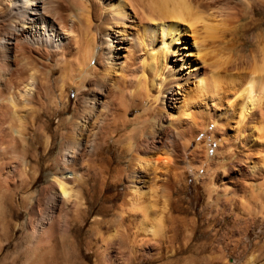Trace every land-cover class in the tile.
<instances>
[{"label":"bare ground","instance_id":"bare-ground-1","mask_svg":"<svg viewBox=\"0 0 264 264\" xmlns=\"http://www.w3.org/2000/svg\"><path fill=\"white\" fill-rule=\"evenodd\" d=\"M251 1L0 0V218L5 214L2 206L6 195L12 188L23 190L19 203L27 219L25 225H21L23 235L17 240L19 250L13 253L21 264H60L59 251L69 235L66 218L78 220L84 213L81 189L83 176L90 171V162L101 163L93 171L101 185L106 180L105 174L111 171V159L97 157L100 144L94 129L107 124V115L102 112L107 102L103 97L106 88L109 92L116 90V82L109 77L116 71L119 76L115 78H120L128 99L134 100V107L140 108L142 113L130 119L129 109L119 118L117 130L124 133L116 144L122 155L129 152L131 157L125 166L121 157L112 169L105 199L114 204L118 197L122 198L113 208L114 217L118 223L133 226L136 244L161 233V212L153 210L157 205L156 183L162 179L172 180L177 159L185 158L188 141L182 134L178 141L173 138L181 117L195 121L193 113L188 111L192 100L211 108H217L223 100L220 116L223 121L230 119L235 123L232 130L236 136L237 160L223 176L236 185H241L245 179L264 180V156L260 157V152L259 158H251L256 152L252 154V150L264 143V124L257 121L264 120V31L255 37L257 55L251 56L249 70L241 78L230 72L236 63L217 52L229 18L241 7L250 8ZM95 24L101 35L100 47L93 31ZM185 33L191 36V42L183 37ZM123 45H126L127 55L115 63ZM191 53L194 54L192 59L186 55ZM116 65L121 70H117ZM56 70L59 71L54 79L57 94L50 97L47 84ZM189 80L193 85L190 90L184 86ZM71 86L76 90L73 113L65 117ZM43 107L51 110L52 115L64 117L58 120L56 127L62 142L54 162L48 165L44 162L52 151L51 135L47 133L50 121L33 127V118L28 117ZM98 107L101 111L94 119ZM147 110H156L157 118L149 136L142 138L140 129L146 122ZM129 126L133 128L128 130ZM33 128L38 132V144L48 156L38 154L35 146L28 163L26 135ZM82 132H86L84 139ZM6 155H17L25 163L10 161ZM42 166L47 171V183L35 197L29 188ZM221 180L223 182L224 178ZM207 183L203 185L208 199L211 195ZM261 185L264 188V184L258 186ZM118 186L121 191L116 189ZM246 186L240 187L247 189ZM243 191L241 193L245 194ZM243 194L237 206L245 215L244 220L250 214L258 225L264 224L263 202L251 204L254 193L251 198L250 193L246 197ZM45 202L53 209L48 215L44 209L39 210ZM166 202L163 199L161 209L167 208ZM55 209L65 216L64 221L61 215L55 214ZM232 211L229 206L228 213ZM243 224L245 226V222ZM116 234L115 229L112 240L108 241L110 246L115 243ZM125 239L122 235L118 241L124 243ZM116 252L95 245L96 264H114ZM262 258V254L247 257L244 264L261 262Z\"/></svg>","mask_w":264,"mask_h":264},{"label":"rangeland","instance_id":"rangeland-1","mask_svg":"<svg viewBox=\"0 0 264 264\" xmlns=\"http://www.w3.org/2000/svg\"><path fill=\"white\" fill-rule=\"evenodd\" d=\"M205 1L209 2L210 0ZM227 27L223 31V39L221 38L223 42L218 44L217 52H221V55H227L224 57L236 63V67L230 72L241 78L249 70L251 56L257 55V51H255V37L264 31V0H252L250 8L241 7L235 15L229 18V25ZM93 29L96 36V44L100 47L101 35L98 24H95ZM128 29L131 30L132 28L128 27ZM183 37L191 42V36L187 33L183 34ZM120 47V50L117 49L119 53L115 57V63L122 61L127 55V49L125 51L126 45ZM183 53L186 52L183 51ZM186 55L191 57L194 54ZM115 68L121 70L118 65ZM117 72H115L116 74L114 73L115 75H109L116 82V90L113 88L114 91L111 89L109 92L108 88H106V94L103 97L109 108L106 107V109L104 108L102 110L107 115V124L101 129H94L96 139H98L97 141L100 144L97 148V157L100 158L101 156L106 159H111V171L105 174L106 180L101 185L100 179L93 172L101 163H98L99 161L90 162V171L83 176V187L81 189L82 201L84 202L83 207H85L84 213H82V216L78 220L66 218L69 235L66 237L65 243H63L59 251L61 258L59 259V263L96 264V255L94 253L95 245L107 247L112 252L117 251V256L115 257L116 253L113 255L114 264H244L247 257H256L259 254L264 255V224L258 225L257 221L250 214L244 220L245 215L241 214V210L237 206L239 199L242 198L243 193L241 192L243 190L247 191V189H249L247 192L243 191L245 193L243 197L249 195L251 198L253 197L251 195L254 193L255 199H251V204H256L258 201L264 204V188L262 187L263 185L258 186L264 184V180L257 178L254 181L253 178L245 179L244 182L246 183L242 182L241 185H236L237 183L230 182L226 176H223L229 170L231 163L237 160V142L234 141L236 136L232 130L235 123L230 119L223 121L225 119L219 114L224 105L222 104L223 100H221L217 108L204 107V103L197 104V100H192L190 103L191 107L188 111L193 113L195 121L190 122L188 121V117L183 116L179 124L175 125L176 131L173 140H180V135L182 134V137L184 136L188 144L185 148V158L182 160L179 159L180 161L177 159V163H175L177 165H174L172 173L175 174L173 175L175 177H172V180L162 179L156 183L158 185H156L158 195L155 204L157 205L153 210L155 209V213L161 212L160 215L162 218H160V221L162 223V229L159 234L160 236L158 235L152 239H143L138 245L135 243L136 238L134 239L135 236L132 233L133 226L127 222H117L114 217L115 212L113 208L121 202L122 198L118 197L114 201V204L107 201L105 199V187L111 181L112 169L117 166L120 158L123 157L122 160L125 166L127 165V159L129 160L131 157V153L129 152L122 155L116 144V140L124 133L123 131L117 130L120 126L119 118L124 111H128L129 109L131 111L127 116L130 119L142 113L140 108L134 107V100L128 99L120 78L116 79L119 76ZM58 75L59 71L56 70L51 76L50 82L47 84V87H49L47 91L50 97H55L57 94L54 79ZM186 83L187 85H184L185 88L190 90L193 87L192 81L189 80ZM75 94L76 90L74 87H69L68 109L67 114L64 115L65 117L72 116ZM147 106L149 105L147 104ZM37 110L39 111L31 113L33 115H28L29 119L32 120L33 118L32 121L30 120L33 127L41 125L43 121H50L47 133L51 135L52 151L50 156L45 158L46 160L44 162V164L46 163L48 165L54 162L59 151L62 136L60 137L58 135L56 127L58 120L64 117L52 115L51 110L47 107H43L42 110L41 108ZM99 110L101 111V108L98 107L94 119L99 115ZM109 110H112L114 113L110 114ZM144 114H146V122L141 125L140 131L142 138H147L150 130L154 126L152 124L156 123L157 111L147 110ZM173 117L175 120L177 119L175 114ZM261 119L259 118L257 121L264 124V120ZM129 127L128 130L133 128L132 126ZM81 134L84 139L86 132H82ZM37 135L38 132L34 128L28 131L26 135L28 144L26 162L28 163L32 159V149L35 146L38 148V154L48 156L47 153H43V146L38 144ZM260 141L262 142V140ZM262 144L264 146V143ZM261 145L257 147H263ZM257 147L251 152L254 154L253 151H256L257 153L255 152V155L250 153V156L252 155L251 158H259L260 154V157L264 156V152H262L264 147L263 149ZM6 158H10V161L22 162L17 155H11L10 157L6 155ZM22 163H25V161ZM38 170L39 175L29 188V192H33L35 197L37 196V191L47 183L45 179L47 173L46 168L42 166ZM221 178H224L223 182ZM204 182H209L207 185L211 196L208 199L203 185ZM243 185H247L245 187L247 189H243ZM17 189H11L8 195H6L7 198L5 197L4 205L2 206L5 214L0 218V264H21V261L16 259L13 253H17L19 250L17 240L23 235L22 228L26 223L27 216L21 203H19L20 197L24 195L23 190ZM116 189L121 191L122 188L118 186ZM258 192H262V194L260 193L256 197ZM163 199L167 200L166 206L168 205L164 210L161 209ZM228 205L233 210L230 213H228ZM39 207V210L44 209L47 215L53 211L51 204L48 202H45V204L41 203ZM18 212L21 214L18 218H15L14 214ZM55 214L57 216L61 215L60 219L62 221L65 220V216L57 210ZM247 221H249L250 225H248L249 223ZM244 222L245 226L243 224ZM115 229L117 231L115 236L116 241L110 246V242L108 243V241L110 238L112 240V234ZM5 232L8 237L4 236ZM117 235L121 236L117 237ZM122 235H125L126 239L124 243H119L120 241L118 240L121 239ZM129 240L130 243H133L132 245H130ZM263 259H261V262H264ZM261 262L255 260L250 264H260ZM46 264L52 263L47 262Z\"/></svg>","mask_w":264,"mask_h":264}]
</instances>
